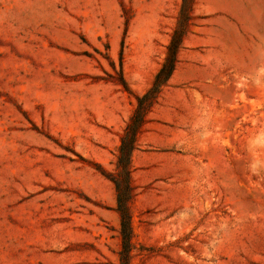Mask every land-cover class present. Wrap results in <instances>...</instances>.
Returning <instances> with one entry per match:
<instances>
[{
    "label": "rangeland",
    "instance_id": "374dc122",
    "mask_svg": "<svg viewBox=\"0 0 264 264\" xmlns=\"http://www.w3.org/2000/svg\"><path fill=\"white\" fill-rule=\"evenodd\" d=\"M182 6L131 153L130 264H264V0H0V264L120 262L104 172Z\"/></svg>",
    "mask_w": 264,
    "mask_h": 264
},
{
    "label": "trees",
    "instance_id": "16d2710c",
    "mask_svg": "<svg viewBox=\"0 0 264 264\" xmlns=\"http://www.w3.org/2000/svg\"><path fill=\"white\" fill-rule=\"evenodd\" d=\"M180 14L182 15L178 19V23L167 45L165 59L155 74L151 87L142 95L136 96L137 104L120 138L116 170L114 172H104V175L113 182L116 190V210L120 217L119 233L121 238V248L119 251L120 262L118 264H130L131 259L132 228L129 206V202L133 196L131 153L135 147L137 133L144 123L147 110L155 101L161 86L169 79L175 68L177 50L182 42L189 22L188 12L183 6Z\"/></svg>",
    "mask_w": 264,
    "mask_h": 264
}]
</instances>
